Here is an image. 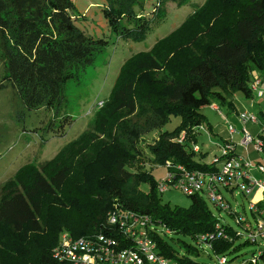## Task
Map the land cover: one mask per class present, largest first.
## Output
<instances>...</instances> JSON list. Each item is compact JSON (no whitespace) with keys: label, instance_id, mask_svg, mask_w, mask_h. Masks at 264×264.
<instances>
[{"label":"trees","instance_id":"trees-1","mask_svg":"<svg viewBox=\"0 0 264 264\" xmlns=\"http://www.w3.org/2000/svg\"><path fill=\"white\" fill-rule=\"evenodd\" d=\"M105 1L103 13L111 30L124 39L144 40L155 18L166 15L158 3L149 14L142 10V0ZM167 1L162 0L163 3ZM169 1L178 5L190 2ZM212 2L216 4L217 22L221 19L227 26L213 34L208 51L200 53L184 67H167V76L164 67H158L149 52L133 54L120 68L108 98L101 101L105 108L113 104L117 110H125L127 115L134 114L138 104H143L144 114L148 113L144 132L162 129L172 116L180 118L174 129L163 131L155 145L149 148L154 163L181 164L189 170H217L216 164L205 161L208 152H202L199 145L201 131L198 128L205 126L211 133L213 130L211 124H204L206 116L201 109L215 103L232 115L237 112L236 95L241 93L252 98L251 81L257 74L264 81V0H239L238 3L205 0L159 45L182 33L188 23ZM75 8L74 0H0V58L4 66L0 72V90L16 89L29 110L51 109L59 104L67 83L79 79L94 63L98 52L109 44L104 38L88 35L78 25ZM142 55L146 57L138 60ZM134 62L140 66L125 67ZM103 111L98 108L95 117ZM260 116L264 120L263 110ZM182 135L184 139L180 142L177 139ZM118 137L113 144L122 148ZM129 141L132 143L130 150L142 154L136 137L132 136ZM73 142L62 151L70 150ZM195 145L199 146L198 151H195ZM108 149L104 151L102 147V156H98L108 169L106 178L99 181L100 190L91 194L80 192L76 201L78 208L71 213L68 211L66 220L56 222L48 229L40 221L46 199L62 201L59 194L71 175L70 165H59V160L53 165L57 155L42 163L40 168L37 165L39 171L30 179L23 175L26 165L8 179L0 200V226L19 239V244L8 246H18L22 241L31 244V233L39 239L33 242L37 250L34 260H31L27 246L22 245L20 256H17V249L12 258H2L0 254V264H67L52 254L61 234L69 232L74 237H89L104 232L108 212L120 208L151 214L157 224L171 230L172 235L154 236L160 253L166 257L185 264H205L200 261L201 251L194 242L198 235L212 230L216 224V216L206 199L200 195L190 196L192 203L187 208L165 203L151 171L132 170L131 160L125 152L105 158L108 152L112 153ZM143 184L148 185V190L142 188ZM173 235L190 236L192 243L183 242L179 251L171 242ZM223 246V249L232 247L228 243Z\"/></svg>","mask_w":264,"mask_h":264},{"label":"rangeland","instance_id":"rangeland-1","mask_svg":"<svg viewBox=\"0 0 264 264\" xmlns=\"http://www.w3.org/2000/svg\"><path fill=\"white\" fill-rule=\"evenodd\" d=\"M142 1L144 12L151 14L154 6L158 3L157 6L160 5L159 7L166 15L155 18L151 31L144 40L135 41L124 39L111 30L103 13L105 0H74L75 11L79 16L78 25L88 35L96 39L104 38L109 41V44L98 52L94 63L87 67L79 79H73L67 83L64 97L55 107L29 110L24 105L16 89L8 87L0 90V200L8 179L20 167L26 165L23 175L30 179L39 171L42 163L44 164V162L53 159L57 155L59 157L52 163L53 165L57 164V160H59V165L64 163L70 165L71 175L64 190L59 194L62 201L59 203L54 202L52 199H46L40 221L47 229L56 222L66 220L68 217L67 212L71 213L72 210L78 208L76 201L80 198V192L91 194L100 190L98 188L99 181H102L108 175L107 165L105 166V162L98 159V156H102L103 151L100 152L102 147H104V151L109 148L108 150L112 152L111 154L108 152L105 158H108V155L114 157L115 155L120 156L124 152L127 153L131 160L129 166L132 170L141 171L144 168L151 171L156 181L166 177L169 172L167 164L153 162V155L149 148L155 145L163 131L174 129L179 124L180 118L172 116L171 121L162 129L144 132L148 113L144 114L143 104H138L134 114L127 115L124 112L125 110H117L116 105L113 104L105 108L101 101L108 98L120 68L133 54L142 51L149 52L156 59L158 67H164L163 70L167 76V67H184L188 61L191 62L200 53L208 51L210 40L214 39L213 34L219 28L227 25L221 19L217 22L219 17L215 14L216 4L212 2L188 23L189 25L182 33L159 45V42L167 34L174 32L188 16L195 12L194 9L204 3L205 0H190L184 5H178L176 2L169 0L166 3H163L162 0ZM231 1L234 3L239 2V0ZM209 29L213 31L208 32ZM144 57L146 55H142L138 60ZM139 66L140 64L134 62L125 67H131L132 69ZM3 67L0 58V72ZM260 88L264 90V83ZM236 100L238 109H241L238 112V117L245 109L254 113L264 111V98L258 95L257 89H254L252 98H246L238 93ZM213 105L215 103L203 107L201 111L206 116L204 124H211L214 131L219 135L211 138L205 126L198 128L201 131L199 145L202 152H208L205 157V161L208 162L214 159L215 156H221V145L224 144V139L221 136L225 134L231 124L241 130L236 119H233L225 108L220 107L217 110ZM98 108L103 109L104 113L99 116L96 114L95 117ZM121 121L122 124H120ZM84 132V136L76 140ZM118 135L120 136L119 143L122 148L113 144V141L119 138ZM132 136L136 137V143H138L142 154H135L130 150L132 143L129 140ZM183 139L182 135L177 140L181 142ZM71 142H73L71 149L63 152L62 149ZM113 148L115 149L113 150ZM251 155L252 160L256 162L254 156H258V154L253 149H251ZM37 165L39 168H37ZM142 188L148 190L149 187L147 184H143ZM225 196L239 211L242 210L243 204L246 207L250 206L248 198L241 196L238 191L234 195L225 192ZM161 197L165 203L184 208L189 207L192 203L191 197L178 189H170L161 193ZM206 201L214 214L220 215L213 204L208 199ZM222 217L235 226L236 223L231 215L223 213ZM13 236L14 233L9 232L6 227L0 226V254L2 258H12L14 249L19 251L17 256H20L22 254L20 249H22V245H25L32 255L31 260H34L37 250L33 242L37 241L39 236L31 233V244L22 241L18 246L9 247L8 245L19 244V239H15ZM172 237L174 239L171 242L179 251L182 250L181 245L183 242L192 243L190 236L173 235ZM256 248L254 244L244 245L236 253L237 255L229 249L228 257L230 261L228 264H255L251 263L250 260ZM214 258H210L205 253L200 261L211 264L214 262ZM258 264H263V262Z\"/></svg>","mask_w":264,"mask_h":264},{"label":"built area","instance_id":"built-area-1","mask_svg":"<svg viewBox=\"0 0 264 264\" xmlns=\"http://www.w3.org/2000/svg\"><path fill=\"white\" fill-rule=\"evenodd\" d=\"M263 83L262 77H255L252 83L253 90L257 89L261 98H264V90L260 88ZM213 107L219 109L216 104ZM239 118L245 124L260 122L256 113L247 110ZM237 135L240 139L235 141ZM228 136L222 145L221 156H215L209 162L216 164L217 170H189L184 165L168 162L169 172L158 181V190L164 193L178 189L188 196H203L220 213L215 215L213 229L198 235L194 242L201 257L205 253L210 258L215 257L211 264H228V250L236 254L248 244L257 247L251 263L264 264V130L260 135H254L246 127L239 130L231 124ZM194 149L198 151L199 146L195 145ZM251 149L259 155L256 162L252 160ZM236 191L248 198L249 207L243 204L239 211L226 198L225 192L234 195ZM223 213L233 217L235 226L222 217ZM156 234L172 235L171 230L157 224L151 214L113 209L107 215L106 231L89 237H74L63 232L52 254L67 264H185L160 253L154 239ZM227 243L232 247L223 249Z\"/></svg>","mask_w":264,"mask_h":264},{"label":"crops","instance_id":"crops-1","mask_svg":"<svg viewBox=\"0 0 264 264\" xmlns=\"http://www.w3.org/2000/svg\"><path fill=\"white\" fill-rule=\"evenodd\" d=\"M257 76V75H256ZM255 76V77H256ZM262 85V84H261ZM241 110V109H240ZM240 110L238 109V107H237V112L236 113H234V114H232L231 116L233 117V119H236V121L238 122V124H239V128L240 129H243L244 127H246L248 130H250V131H252L253 132V134L254 135H260L261 134V132H262V130H264V120L261 118V116H260V112L259 113H256L258 116H259V120H260V122L259 123H257V124H250V123H247V124H245V123H243L241 120H240V118L238 117V112H240ZM246 110V109H245ZM247 111H249V110H247ZM253 127H254V130H253ZM206 128V127H205ZM208 129V128H207ZM208 133V135L212 138V136H217V135H219V133H216L215 131H214V128H213V130H212V133L211 132H207ZM221 137H223V141H224V143L229 139V136H228V128H227V130L225 131V134L223 135V136H221ZM240 139V135H237L236 137H235V141H238ZM221 147H222V145H221ZM258 157H259V155L258 156H254V159L256 160V159H258ZM213 160V159H212ZM211 160V161H212ZM211 161H209V162H211ZM206 162H208V161H206ZM208 162V163H209Z\"/></svg>","mask_w":264,"mask_h":264}]
</instances>
